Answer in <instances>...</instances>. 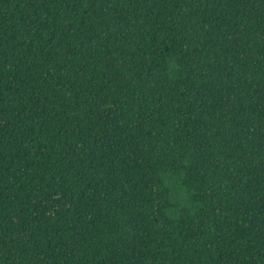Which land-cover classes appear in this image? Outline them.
Returning a JSON list of instances; mask_svg holds the SVG:
<instances>
[{
  "label": "trees",
  "instance_id": "1",
  "mask_svg": "<svg viewBox=\"0 0 264 264\" xmlns=\"http://www.w3.org/2000/svg\"><path fill=\"white\" fill-rule=\"evenodd\" d=\"M0 264H264V0H0Z\"/></svg>",
  "mask_w": 264,
  "mask_h": 264
}]
</instances>
